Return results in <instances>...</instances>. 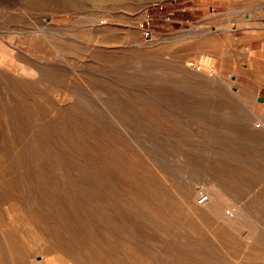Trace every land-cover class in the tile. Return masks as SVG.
Masks as SVG:
<instances>
[{
  "label": "rangeland",
  "instance_id": "obj_1",
  "mask_svg": "<svg viewBox=\"0 0 264 264\" xmlns=\"http://www.w3.org/2000/svg\"><path fill=\"white\" fill-rule=\"evenodd\" d=\"M257 31L264 0H0V264H264Z\"/></svg>",
  "mask_w": 264,
  "mask_h": 264
},
{
  "label": "crops",
  "instance_id": "obj_2",
  "mask_svg": "<svg viewBox=\"0 0 264 264\" xmlns=\"http://www.w3.org/2000/svg\"><path fill=\"white\" fill-rule=\"evenodd\" d=\"M255 14V13H254ZM253 16H258V13L256 15H253ZM260 18V17H259ZM252 28H255V27H252ZM257 29H260V27H257ZM260 31H257L256 33H247L246 35L243 36V42L248 44L249 48H251L252 50L254 49L253 48V44L257 41H264V37H262V33L261 35H259ZM261 32H264V31H261Z\"/></svg>",
  "mask_w": 264,
  "mask_h": 264
},
{
  "label": "built area",
  "instance_id": "obj_3",
  "mask_svg": "<svg viewBox=\"0 0 264 264\" xmlns=\"http://www.w3.org/2000/svg\"><path fill=\"white\" fill-rule=\"evenodd\" d=\"M167 19H169L168 16H167ZM253 125H254V127L258 128V127H260L261 123L257 121ZM207 201H208V195L200 193V195L197 199V204L204 205Z\"/></svg>",
  "mask_w": 264,
  "mask_h": 264
},
{
  "label": "bare ground",
  "instance_id": "obj_4",
  "mask_svg": "<svg viewBox=\"0 0 264 264\" xmlns=\"http://www.w3.org/2000/svg\"><path fill=\"white\" fill-rule=\"evenodd\" d=\"M90 1H92V2L95 3V2L100 1V0H90ZM198 64H199V65H197V68H200V67H201V64H202V63H201V60H200V62H199ZM263 244H264V243H263Z\"/></svg>",
  "mask_w": 264,
  "mask_h": 264
},
{
  "label": "water",
  "instance_id": "obj_5",
  "mask_svg": "<svg viewBox=\"0 0 264 264\" xmlns=\"http://www.w3.org/2000/svg\"><path fill=\"white\" fill-rule=\"evenodd\" d=\"M145 37H146V38L149 37V33H148V32L145 33ZM260 99H262V98L260 97Z\"/></svg>",
  "mask_w": 264,
  "mask_h": 264
}]
</instances>
